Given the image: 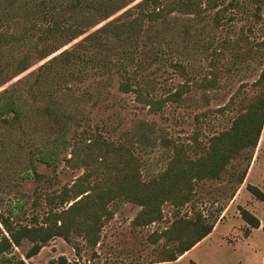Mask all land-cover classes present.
<instances>
[{"label":"rangeland","instance_id":"1","mask_svg":"<svg viewBox=\"0 0 264 264\" xmlns=\"http://www.w3.org/2000/svg\"><path fill=\"white\" fill-rule=\"evenodd\" d=\"M234 1L196 0V10L175 9L156 20L149 40H119L109 30L100 33L105 43L98 46L86 35L136 17L148 27L140 17L151 6L142 0H0V95L11 93L22 105L18 123L0 119V213L15 228L46 226L54 212L82 196L75 198L78 188L106 189L117 172L98 157L103 140L110 148L128 146L145 182L165 170L172 143L192 159L202 154L261 89L255 81L264 67V3L256 9L252 0H237L239 7ZM70 53L75 56L66 59ZM127 78L143 84L142 96L120 89ZM181 85L187 86L182 97L172 99ZM146 98L164 101L152 109ZM44 153L51 161L38 159ZM245 168L247 183L264 191V124L254 149L233 157L219 178L194 181L190 202H164L160 219L136 222L142 206L118 196L106 203L96 243L92 233L71 228L68 240L54 236L30 258L27 238L8 252L27 264H49L60 255L70 264H145L175 249L177 218L202 216L219 223L217 233L179 260L158 264H264V230L254 229L249 244L232 237L250 232L239 206L248 203L245 208L253 205L264 216V201L250 191L234 198ZM3 233L0 223V238Z\"/></svg>","mask_w":264,"mask_h":264},{"label":"trees","instance_id":"2","mask_svg":"<svg viewBox=\"0 0 264 264\" xmlns=\"http://www.w3.org/2000/svg\"><path fill=\"white\" fill-rule=\"evenodd\" d=\"M195 1L142 0V4L151 6L148 10L142 9L140 17L141 22L143 20L148 21V27H143L138 20L139 17L119 25L108 22L87 34L86 39L98 44V46H103L105 40L101 39L100 33L113 30L119 40L135 42L143 37H146L145 40H149L151 36L149 30L156 20L166 18L175 9L196 10ZM252 1L255 3L256 9H261L264 3V0ZM233 5L239 7V2L236 0ZM68 30L70 31L71 28H68ZM122 51L127 52L124 48ZM73 56L75 55L70 53V56H66V59L70 60ZM24 67L25 64L22 62L18 71L24 69ZM132 83H136V85L133 86ZM255 83L261 89L255 98L247 103L245 111L234 119L229 129L211 136L209 143L205 146V150L197 158H190L183 145L172 143L173 154L165 170L158 177L145 182L141 179L139 173V161L132 154L131 149L124 144H117L110 148V144L105 143L103 140L104 148L101 149L98 157L105 166H115V171L117 172L107 178L106 189L102 188L101 191H95L100 185L92 186L89 183L84 187L78 188L77 192H75V194L77 193L75 198L79 195L82 196L68 208L60 212H54L55 219L53 224L49 222L46 226L20 225L15 228L9 218L0 213V223L7 233V235L1 234L0 238V264H27L24 259L16 258L8 252L13 245L19 246L23 238H27L32 242L31 247L25 253V258H30L37 254L41 247L54 236H62L68 240L71 228L77 233H82V231L87 234L92 233V238L86 236L91 239L92 243H96L98 239L97 232L101 227L100 219L106 213V203L118 196L125 197L131 202L142 206L135 220L136 222L141 220V223H150L160 219V207L164 202L168 201L176 207L190 202L193 197L194 181L205 178H219L233 157L245 148L254 149L257 146L264 124V67ZM119 87L124 91L133 90L137 95L142 96L143 84L136 80H131V78L122 81ZM186 87V85H181L178 90L170 94V97L174 100H179ZM145 101L152 109H159L160 103L164 100L146 98ZM9 114L10 116H8ZM21 117V103L11 93L1 94L0 119L18 123ZM112 153L115 158H111L112 155L109 156ZM38 159L49 162L52 159V154L44 153L42 156H38ZM246 173L247 168L240 175L239 183L243 182ZM246 188L256 198L264 200V192L258 186L247 183ZM66 194L67 191L59 196L60 203L65 201ZM238 211L242 219L250 226H260L259 219L248 209L239 206ZM214 224L215 222H207L202 216H196L194 219L177 218L172 230L174 232L173 238L177 241V245L168 257L158 261L175 260L210 233ZM262 228L264 230V226ZM49 264L70 263L64 255H60L50 260Z\"/></svg>","mask_w":264,"mask_h":264},{"label":"crops","instance_id":"3","mask_svg":"<svg viewBox=\"0 0 264 264\" xmlns=\"http://www.w3.org/2000/svg\"><path fill=\"white\" fill-rule=\"evenodd\" d=\"M249 168V167H248ZM250 168H251V166H250ZM249 168V169H250ZM248 173H249V171H247V173H246V175H245V177H244V180H243V182L242 183H240V186H238V188H237V193L235 194V196H234V198L235 199H237V197H238V195H239V192L241 193V191H242V189H246L247 190V188H246V184H247V176H248ZM243 187H245V188H243ZM264 192V191H263ZM258 199V198H257ZM260 200V199H259ZM261 201H264V200H261ZM254 202H256L255 200H254ZM252 204V203H251ZM250 204V205H251ZM245 206H247L248 205V203H245L244 204ZM245 206H243V207H245ZM253 205H251V207H250V209H251V213H253L258 219H259V221H260V226L259 227H252V226H250L244 219H242V217L240 216V214L238 213V216L239 217H241V219H242V221H244L245 223H246V225L248 226V229L250 230V232L248 233V234H246V235H243V234H239V232H238V234H237V232L236 233H234V236H232V237H234V241H237L239 238H240V241H242V242H247V244H249V242L247 241V239H249L251 236H252V234H253V232H254V229H257V228H261L262 230H263V228H262V226H264V216H262V215H260L259 214V212H258V210H257V208L256 207H252ZM247 209V208H246ZM218 225H219V223L218 224H214V226H213V228H212V230L210 231V233H208L204 238H202L200 241H198L196 244H194L190 249H188L187 251H185L183 254H181L180 256H178L175 260H172V261H153V262H150V263H145V264H158V263H163V262H174V261H177V260H179V258H181L184 254H186V253H188V252H190L196 245H198V244H200L202 241H204V240H206V239H208V238H210V237H212V235H214L215 233H217V227H218ZM230 234H222L221 236H223V237H226V238H228V236H229ZM230 240V239H229ZM231 241V240H230ZM193 264H196V263H193Z\"/></svg>","mask_w":264,"mask_h":264}]
</instances>
